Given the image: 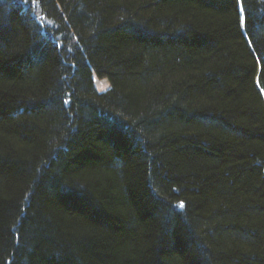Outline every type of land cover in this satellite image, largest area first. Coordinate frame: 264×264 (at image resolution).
Instances as JSON below:
<instances>
[{"label": "trees", "instance_id": "obj_1", "mask_svg": "<svg viewBox=\"0 0 264 264\" xmlns=\"http://www.w3.org/2000/svg\"><path fill=\"white\" fill-rule=\"evenodd\" d=\"M0 264H264V0H0Z\"/></svg>", "mask_w": 264, "mask_h": 264}, {"label": "rangeland", "instance_id": "obj_2", "mask_svg": "<svg viewBox=\"0 0 264 264\" xmlns=\"http://www.w3.org/2000/svg\"><path fill=\"white\" fill-rule=\"evenodd\" d=\"M93 80L99 91H104L109 87V81L106 77H99L96 74H93Z\"/></svg>", "mask_w": 264, "mask_h": 264}, {"label": "snow or ice", "instance_id": "obj_3", "mask_svg": "<svg viewBox=\"0 0 264 264\" xmlns=\"http://www.w3.org/2000/svg\"><path fill=\"white\" fill-rule=\"evenodd\" d=\"M24 2H27V0H24ZM240 13H241V15H240V24H241V26H243L244 25L243 9L240 10ZM64 103L67 105L69 103V101L65 100ZM178 207L182 209L184 207V202L180 201Z\"/></svg>", "mask_w": 264, "mask_h": 264}]
</instances>
